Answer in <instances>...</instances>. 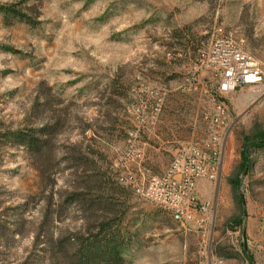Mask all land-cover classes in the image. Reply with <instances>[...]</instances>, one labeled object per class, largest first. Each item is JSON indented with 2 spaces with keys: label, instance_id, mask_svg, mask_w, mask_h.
<instances>
[{
  "label": "rangeland",
  "instance_id": "obj_1",
  "mask_svg": "<svg viewBox=\"0 0 264 264\" xmlns=\"http://www.w3.org/2000/svg\"><path fill=\"white\" fill-rule=\"evenodd\" d=\"M1 6L26 18L5 21L0 13V264H69L75 239L96 233L104 218L121 230L124 264H264V150L248 154L244 225L235 230L232 219L242 214L228 182L245 137L264 133V0ZM218 28L255 57L259 85L221 95L213 73H196ZM218 103L229 113L224 168L218 182L198 186L212 212L202 226L180 223L121 178L166 171L181 144L205 138L202 116ZM145 104L160 112L142 135L148 145L139 165L127 150ZM44 128L48 135L35 133L45 142L38 150L13 145V131ZM102 173L125 188L120 195L105 190L107 208L96 201L104 194L95 179ZM74 190L81 196L71 201Z\"/></svg>",
  "mask_w": 264,
  "mask_h": 264
},
{
  "label": "built area",
  "instance_id": "obj_2",
  "mask_svg": "<svg viewBox=\"0 0 264 264\" xmlns=\"http://www.w3.org/2000/svg\"><path fill=\"white\" fill-rule=\"evenodd\" d=\"M200 70L213 73L221 95L259 85L263 79L255 57L237 44L232 34H226L223 28L216 29L208 53L195 69L196 73ZM159 112L158 108L150 110L145 104L142 110L135 113L140 126L130 134L133 139L127 156L139 165L145 158L142 135L146 125L156 123ZM228 115L223 103H218L214 113H205L202 116L207 125L205 138L181 144L170 166L162 174L139 180L121 178V181L132 187L138 197L159 206L177 222L202 226L205 217L212 212V205L200 202L198 186L201 181L218 182L221 178L229 135ZM213 264H225V261L216 259Z\"/></svg>",
  "mask_w": 264,
  "mask_h": 264
},
{
  "label": "trees",
  "instance_id": "obj_3",
  "mask_svg": "<svg viewBox=\"0 0 264 264\" xmlns=\"http://www.w3.org/2000/svg\"><path fill=\"white\" fill-rule=\"evenodd\" d=\"M0 13L6 17L5 21H8L10 15H15L22 20L26 18L24 14L17 11V9L12 6H1ZM177 33L178 32H175V34ZM176 38H178V35H176ZM114 93L119 97L123 95L119 92ZM49 129L51 128L31 130L30 132L15 130L10 136H12L14 141L13 145L25 146L34 151L35 149L38 150L40 146L45 143L41 138H38L35 133H39L40 136L48 135ZM252 148L264 150V133L257 132L252 136L245 137L242 162L228 179L229 184L233 188L234 200L239 205L242 214L232 219L231 229L234 230L242 228L244 225L243 216L245 214V206L240 188L243 175L251 168V161L248 154ZM95 179L97 183H99L100 189L104 190L103 196L97 197L96 201L105 208L108 207V201L111 199V197L107 198L109 194H107L105 190L118 195L123 194L125 190L120 181H111L109 178H106L104 173L96 175ZM106 194L107 196H105ZM78 196H81V194H78V192L74 190L70 193L69 197H71V201H73L74 198ZM111 221V219L104 218L96 233L89 232L88 235L81 238V240L75 239L74 245L76 246V250L72 256H66L65 260L69 262V264H124L125 259L122 252L126 244L119 236L121 230H114V222Z\"/></svg>",
  "mask_w": 264,
  "mask_h": 264
},
{
  "label": "crops",
  "instance_id": "obj_4",
  "mask_svg": "<svg viewBox=\"0 0 264 264\" xmlns=\"http://www.w3.org/2000/svg\"><path fill=\"white\" fill-rule=\"evenodd\" d=\"M143 143V146H144V151H145V147L148 145V143H146V142H142Z\"/></svg>",
  "mask_w": 264,
  "mask_h": 264
}]
</instances>
